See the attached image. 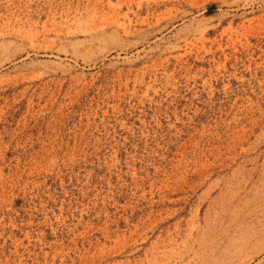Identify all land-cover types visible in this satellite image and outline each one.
<instances>
[{"label":"rangeland","instance_id":"obj_1","mask_svg":"<svg viewBox=\"0 0 264 264\" xmlns=\"http://www.w3.org/2000/svg\"><path fill=\"white\" fill-rule=\"evenodd\" d=\"M0 264H264V0H0Z\"/></svg>","mask_w":264,"mask_h":264}]
</instances>
